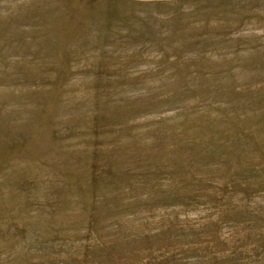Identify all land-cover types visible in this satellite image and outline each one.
Here are the masks:
<instances>
[{
  "label": "rangeland",
  "instance_id": "1",
  "mask_svg": "<svg viewBox=\"0 0 264 264\" xmlns=\"http://www.w3.org/2000/svg\"><path fill=\"white\" fill-rule=\"evenodd\" d=\"M0 264H264V0H0Z\"/></svg>",
  "mask_w": 264,
  "mask_h": 264
}]
</instances>
